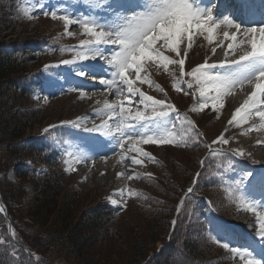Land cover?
<instances>
[{
    "label": "snow or ice",
    "instance_id": "obj_1",
    "mask_svg": "<svg viewBox=\"0 0 264 264\" xmlns=\"http://www.w3.org/2000/svg\"><path fill=\"white\" fill-rule=\"evenodd\" d=\"M85 3L91 9L90 13L78 16H74L67 8L44 11L41 5L40 10L44 17L63 22L64 36H75V33L69 29L71 26H78L82 29L81 34L86 37L80 39L79 44L74 47L59 49L61 52L72 54L71 59L61 60L60 64L74 66L75 77L82 78L68 91L79 92L80 97L83 98L86 92L82 89L85 88L87 80L98 79L99 84L110 94L116 97L125 96L124 101L117 99L109 102L105 99L102 107L94 109L96 116L101 119L98 125L93 123L88 127L86 118L62 122L74 129L98 133L100 137L106 138L103 140L98 137L91 138L97 148L109 150L110 142L112 150H121L118 153L121 162L143 166L144 159L152 161L154 157L136 145L179 146L185 143L183 137L177 140L174 131L176 121L180 119L178 109L172 103L166 102V99H156L136 86L139 82L155 87L161 93L165 92L164 88L155 84L147 75H142L153 66L157 70L162 68L173 77L172 87L176 92L183 91L184 95H189L187 90L198 91L200 101L198 107H192L193 112L209 107L210 101L211 108L215 110L222 106L220 102L223 97L230 95L237 88L244 91L246 85L251 86L247 98L235 108L227 124L229 126L249 124L251 119L258 117L259 124H249L246 131L264 129V18L247 27L233 18L236 11L248 17H254L259 12L264 17V8L256 9L250 0H239L235 10L222 8L217 0H85ZM97 10L106 15L97 14ZM228 12L232 14H225ZM23 14L28 20L35 18L31 8L23 9ZM220 36L223 39L212 48V53L215 54L218 48L224 50V41H227L225 59L219 64H210L205 60L204 63L186 72L185 59L197 38L203 37L211 45ZM182 45H184L183 53H181ZM164 51L174 53L175 58L165 55ZM170 65L179 69V75L169 69ZM50 67H59V65L44 66L45 70ZM71 76L72 74L68 73L65 79ZM133 76L135 79L132 78ZM184 77L188 79L185 80ZM50 86L57 84L51 81ZM192 94L195 95V92ZM43 99L47 101L48 97L45 96ZM134 102L137 104L135 111L132 110ZM173 113L175 120L172 117ZM184 120L187 121V117H184ZM188 123L191 124L190 121ZM191 126L195 131V137H201L202 134L195 129V125L191 124ZM55 127L56 125H49L43 129V132L48 134ZM211 144L226 146L229 144V139L225 138L222 132ZM257 144H264V141H257ZM205 147L209 148L212 157H228L229 154L235 157L246 156L243 149L226 151L223 147L211 145ZM131 152H135L136 155H129L128 153ZM63 154L68 158L65 159V163L69 165L65 168V172L75 170L72 164L86 163L93 159L84 151L75 152L65 149ZM101 159L106 160L107 156H102ZM200 163L203 167L206 161ZM228 170H232L231 163L228 165ZM127 171L119 172L117 176H126L128 180L140 179L138 173L133 176L128 175ZM196 175L198 178L201 173ZM148 178L151 179L150 174ZM195 183L196 179L193 180V185ZM233 183L235 189L232 187L227 189L230 194L234 191L240 192L246 183L250 195L240 197L244 203L242 210L256 214L255 235L260 238L261 243H264V174L255 176L253 172L245 171ZM193 192V186L187 187L176 208L177 217L184 211L185 199L190 198ZM128 194L140 195L132 189H128L127 192L121 189L113 194L118 198L109 197L110 203L121 208L126 207ZM257 195L262 199L251 198ZM0 211H3V208H0ZM176 224L177 220L173 219L171 225L174 227ZM229 235L223 226H219L210 238L244 264H264V259H258L254 251L249 250L254 248L255 241L249 242L247 247H231L226 239ZM4 243L5 241L0 239V245Z\"/></svg>",
    "mask_w": 264,
    "mask_h": 264
},
{
    "label": "rangeland",
    "instance_id": "obj_2",
    "mask_svg": "<svg viewBox=\"0 0 264 264\" xmlns=\"http://www.w3.org/2000/svg\"><path fill=\"white\" fill-rule=\"evenodd\" d=\"M22 2L23 3L25 2L26 7L31 8L34 13L38 12L39 14L41 13L40 10L41 5H43L44 11H49L54 8L56 9L67 8L68 11L70 12V8L68 7H73L72 14L74 16H78L81 14H89L91 11L89 6L85 3V0H31V2H29V0H22ZM97 14L106 15V13L99 12L98 10H97ZM34 20L35 18L32 19L31 21ZM79 29L80 28L78 26H71L69 30L73 31L75 33V36L66 37L63 35L62 21L59 20L54 21L50 17H44L41 21L38 22L37 26H35L34 28L31 27L28 28L24 24L20 26L16 25L14 26V28H10L5 32L1 33L0 39L4 40L6 43L8 42L11 43L16 38H27V39L32 37L35 38L39 36V32L41 31L42 32L41 35L43 37L38 38V41H44L46 36H48L47 41H49V44L47 45L48 48L47 50L53 49V47H56L59 50V47L51 44L53 43L50 42L51 40L58 41L56 44H59L63 48L67 49L78 45L80 39L86 38L78 32ZM220 38H217V40L214 41L213 43L214 45L213 44L210 45L206 40L203 39V37H199L198 41L196 40V43L193 47L195 50L198 51V53L196 51H193V53H191L189 57H187V63H186L187 70L192 69L193 65L197 66L199 64H202L205 58V56L203 55L205 49L212 50V47L216 46V43L220 41ZM227 43L228 42L226 41L224 44L225 45L224 50L218 48L215 54L210 52V58L212 59L216 55L219 59V56L222 54L223 55L220 58H224L225 57L224 51L227 50L226 48ZM202 44L203 47L200 48ZM183 48L184 45L181 46V53H183L184 51ZM66 53H68V55L72 57V54L70 52H66ZM164 54L165 55L168 54V56L170 57H173V55H175L174 53H170L167 51H164ZM50 56H54V53L50 54ZM199 61L200 63L196 64V62ZM101 63L103 62L101 61ZM47 65H59V67L63 69L58 70L59 67H50L49 68L50 72L47 73L43 72L45 74L42 77V82L39 84V86L34 91V93H36V95L42 94L43 97L49 95L50 92L51 93L56 92V95L52 97L49 101L44 102L42 104V106H46V107L43 110H41V112H39L38 115V118L41 120V123L27 130L26 135L28 136H31L33 133H37V134L43 133V129L45 127H48L49 125H55L56 121H63V120L72 121V120H76L77 118H86L87 126H91L93 125V123L96 124L99 118L95 115V113H93V111H90V109L94 110L102 107L105 99H107L109 102H112L117 99L121 101L125 100L124 95H121L120 97H116L114 94H110L108 91H106L103 88V86L99 84L98 79L87 80V84L85 88L82 89L83 91L86 92V95L83 98H81L79 92L68 91V89L76 86V84L71 83V79L74 78V80H77L78 83L80 79H82L75 77L74 66L63 65L60 64V61L54 62L51 60L47 62ZM68 73H71L72 76L66 80L65 76ZM142 75H147V73H142ZM132 78L135 79L134 76ZM51 81H55L57 86H50ZM170 81L174 82L173 77L171 78ZM155 82L157 83L156 78H155ZM136 86L139 87L140 90L145 92L147 95L156 96L154 92L152 93L149 92L147 89H144L146 84H140L138 82ZM185 89H186V85H185ZM154 90H156L155 87ZM187 91H189L190 93L189 95H187V97L189 96L190 99L186 97L178 96V98L182 99L183 108L182 109L177 108L180 113V119L179 121H176L177 126L175 128V133H177L176 135L177 140H180L181 137L184 138L185 136L189 138V140L188 139L185 140V143H181L179 146L173 144L136 145V147L141 148L143 151L149 152L154 157V159L152 161H148L147 159H144L143 166H139V165L133 166L129 163H126V161L121 162L120 156L115 152L113 155L107 156V157H113L116 155L115 160L112 158L111 159L107 158L104 164L101 166L102 170H98L100 167L99 165L98 167L95 166L98 169H91L90 171H85V170L78 171L77 175L79 174V176L76 177V179L73 178L72 175H69L70 176L69 180H71L72 182L77 184V186L82 188V190H84L81 191V196H83L87 192H89V194L92 195L91 198L92 201H89L88 203L86 202L85 205L92 204L94 199L95 201H97V198L93 196L97 191L101 193L107 192L110 195L111 193L114 194L121 189H124L126 192L128 189H132L134 192L140 193L139 196L128 194L126 197V207H124V214H122L121 219L119 220V234H121L120 238L125 237V231H123V228H127L128 226H130L131 225L130 221H132L134 226L136 227L133 230L134 233L135 232L136 234L143 233L146 235V231H145L146 217L144 216V213L139 211V209L144 207V203H145V200L143 199L144 192L145 193L149 192L150 188H149V182H143L141 179H135V178L132 180H128L126 176L118 177L117 173L128 170L127 171L128 175L135 176L138 173V171H142L141 173L148 171L147 174L148 175L152 174V178H154L155 182L158 181L157 184L160 187H165L169 192H173V193L179 192L177 191L176 187L173 185L175 184V181L179 184L180 188L188 186L191 180L193 179L194 171L196 170L197 166H199L200 164V162L198 163L199 157L205 155V149H204L205 143L201 139L202 136L197 138L192 132H190L189 127L186 125L188 124V121L193 123L195 126L199 125L200 128L199 127L198 128L203 134L204 133L206 134L205 138L208 139L214 138L215 135L218 134L220 135L222 132L225 135L226 133L225 129L227 128V134L225 135V138L229 139V144L227 145L229 147L227 146H221V147L223 148L227 147L225 148L227 150L243 149V151L246 153L245 156L246 160H244V157L233 156L236 159L235 161L234 158L231 156L233 158L231 160L234 161V163H231L232 172L228 170V165L224 166L221 163L218 157H215L213 159L214 175L217 176L218 178H220L223 175L226 184L225 186L227 189L229 187L235 189V185L233 182L235 180H238L245 171L253 172L255 176H260L264 174V167H263L264 144H257V141H264V130L262 131V129H260V130H253L248 132L246 131V129L249 126H247L246 124H241L237 126H229L227 124L228 120L226 119L231 118L232 113L235 111L236 103H238V101H232V100H235L234 97H237L238 94L237 95L234 94L231 99H229V97L227 99L226 96L223 97L220 102L222 106L218 107L215 110L211 108L212 102L210 101L209 107L203 110H198L193 112L191 111L192 107L193 106L198 107V102L200 101L199 93L196 90L192 92L190 90ZM236 91L242 93L239 96L241 99L240 101L243 103V101L246 99V97L243 94L244 91H241L240 88H237ZM193 92H195V95L192 94ZM175 93L184 94L183 91L179 93L175 91ZM191 98L197 103H194ZM97 101H99L100 103L98 104ZM224 101L226 102L231 101L228 107L227 106L224 107ZM140 107L142 108V106ZM136 108H137V104L134 102L132 105V110L135 111ZM212 111H214L213 112L214 114L211 113ZM205 113L209 115H205ZM172 117L173 120H175L174 113L172 114ZM184 117H187V121L184 120ZM105 119H107V117H105ZM253 120L255 122H252L251 124L258 125L257 123L258 118L255 117L253 118ZM226 124L228 126H226ZM233 129L234 131H232ZM181 133H184V135H182ZM55 135L57 139L59 138L61 139L63 137L66 140L70 139L71 143L70 142L68 143L74 144L76 152L84 151L88 153L87 147H90L89 142H91L89 137L86 136L79 137L77 134L74 135L71 129H68V132H64V133L55 132ZM197 140H199V143H197ZM186 145H187L186 148L187 150H183L185 149ZM200 147H202L203 150L200 149ZM114 151L117 150H113V152ZM133 153L135 152H131L128 154L131 155ZM7 170L5 172H7ZM5 172L2 173L4 178L6 177V175L4 174ZM8 174L10 177L15 176L13 170L11 169L8 171ZM138 187L141 189H139ZM142 189L144 190V192ZM151 190L154 193L158 194L156 189L151 188ZM225 192L227 193H225V195L222 196V200H221L222 209L225 211L226 210L229 211L231 217H233L232 219L235 218L234 221L232 222L238 224L239 227L231 228L230 224L226 222L220 223V221H214L215 219L212 218L208 210L205 213L207 215L208 221L210 222L213 228L212 235L216 233L219 226H223L230 234L226 238L230 243V246H237L239 245L240 241L242 242L245 241L244 238L242 239L237 235L240 232L242 223H244L243 222L244 219L241 218L242 217L245 218L246 216H250L255 213L242 210L244 208V203L240 199V197L242 195L243 196L250 195L247 192V185H245L240 192L234 191L233 194H230L226 190ZM35 194L38 195V193L34 191L33 184H27L24 193L21 197V201L23 203H27L29 200L33 198ZM251 198L256 200L262 199L259 195ZM88 199L91 200L90 198ZM159 200L162 201V199ZM253 217H256V215ZM5 229L6 228H3V230H1L0 239H3L5 241L4 244H6L7 248L11 251L12 256L16 260L18 259L27 260L29 258L28 256H30V258L32 259V263H37V264H73L72 260L69 259L68 257L59 255V253H55L52 252L50 249H47L43 244V236L41 237L40 234H37V232L33 230L32 226L29 223H26L25 219L16 217L12 225V232L8 227L7 231L10 232L9 233L10 238L12 236L11 240L8 239ZM46 229H49V227ZM13 233L15 235H13ZM116 234L118 235V233ZM14 238L18 242L15 241ZM251 241H253V239L252 240L250 239V242ZM157 245L158 242L155 243L153 246L151 244H147L149 252L153 251ZM202 246L207 251H211L213 249V246L209 242L202 243ZM214 250L217 255L220 253V251L216 247H214ZM227 258L229 259L228 260L226 259V261L223 264H231L229 263V261L235 260L233 256L230 257V253L228 251H227Z\"/></svg>",
    "mask_w": 264,
    "mask_h": 264
},
{
    "label": "trees",
    "instance_id": "obj_3",
    "mask_svg": "<svg viewBox=\"0 0 264 264\" xmlns=\"http://www.w3.org/2000/svg\"><path fill=\"white\" fill-rule=\"evenodd\" d=\"M10 14H15L14 7H11L9 0H0V34L16 25ZM6 45L0 39V171L32 157L35 152L37 155L42 152L41 147L25 146L20 142L26 127L39 119V112L24 109L26 98L19 77L28 67L22 54L8 53L4 48ZM16 173L23 180H32L39 193L23 203L22 184L0 178V194L12 224L16 217L25 219L37 234L43 236L47 249L68 257L73 264H140L149 251L147 244L153 246L156 240L164 239L167 215L176 195L165 187H159L156 194L159 197L152 200L156 207H168L165 217L155 207L146 216V235L134 233L136 227L130 221L131 225L123 229L125 237L120 238L112 211L100 202L85 205L92 201V195L86 193L81 196L79 190L66 186L59 171L50 170L36 181L22 173L20 167ZM158 198L165 200L163 204ZM185 243L188 251L184 249L186 255L182 253V256L186 262L201 259L198 247ZM165 251L169 256L177 252L170 246ZM168 258L165 261L153 258L148 264H173ZM0 264L31 263L24 259L15 260L0 246Z\"/></svg>",
    "mask_w": 264,
    "mask_h": 264
},
{
    "label": "bare ground",
    "instance_id": "obj_4",
    "mask_svg": "<svg viewBox=\"0 0 264 264\" xmlns=\"http://www.w3.org/2000/svg\"><path fill=\"white\" fill-rule=\"evenodd\" d=\"M246 93H247V92H243L244 96L247 98ZM234 94H236V95H237V94H238V95L240 94V95H241L242 93H234V92H232L230 95H227V96H226L227 99H228V97H229V99H231V98L233 97ZM235 98H236V97H234V99H235ZM235 100H236V99H235ZM224 102H226V101H224ZM256 118H258V117H256ZM252 122H255V121L252 119L251 121H249V124L252 123ZM257 123L259 124V118H258V120H257ZM259 130H260V129H259ZM263 130H264V129H262V131H263Z\"/></svg>",
    "mask_w": 264,
    "mask_h": 264
}]
</instances>
